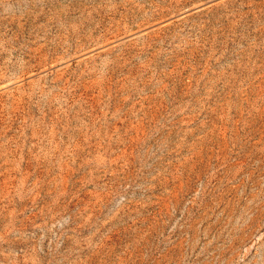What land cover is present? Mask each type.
Here are the masks:
<instances>
[{
	"label": "rangeland",
	"instance_id": "rangeland-1",
	"mask_svg": "<svg viewBox=\"0 0 264 264\" xmlns=\"http://www.w3.org/2000/svg\"><path fill=\"white\" fill-rule=\"evenodd\" d=\"M0 264H264V0H0Z\"/></svg>",
	"mask_w": 264,
	"mask_h": 264
}]
</instances>
